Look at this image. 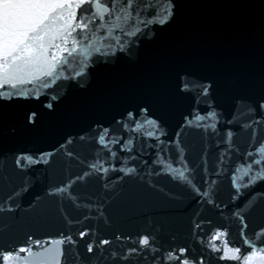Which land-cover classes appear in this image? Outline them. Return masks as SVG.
Masks as SVG:
<instances>
[{"label": "water", "instance_id": "water-1", "mask_svg": "<svg viewBox=\"0 0 264 264\" xmlns=\"http://www.w3.org/2000/svg\"><path fill=\"white\" fill-rule=\"evenodd\" d=\"M171 4L170 19L144 29L135 38L138 43L127 51L95 59L80 76L65 71L69 78L61 77L48 88L39 87L40 82L19 85L26 95L0 98V203L5 196L17 193L0 207V247L25 246L29 238L57 239L62 233L76 239L81 228L91 225L97 238L152 233L157 244L187 246L197 256L203 255L205 264H239L219 260L220 253L204 246L209 229L205 227L198 239L192 224L197 219L211 220L213 228L227 232L216 243L226 239L227 247H240L243 255L240 223L233 212L241 211L249 237L264 227V200L245 206L253 193L264 192V183L233 201L228 178L222 177L214 193L216 204L227 206L221 213L212 205L199 203L168 176L150 174L155 150L148 148L142 159H147L149 166L138 158L128 164L136 167L133 174L110 172L107 179L93 176L78 185L76 191L84 197L81 202L91 201V209L77 210L50 194L70 175L85 170L77 161L91 159L99 126L126 135L117 122L127 121L130 112L143 120V108L165 133L161 140L179 136L185 158L191 163H198L205 153L209 162L213 161L226 147L229 131L234 145L231 160L242 159L248 150L252 129L244 126L253 120L264 121L258 108L264 102V0H171ZM34 87H39L38 98ZM205 87L207 94H202ZM213 109L217 114L215 133L197 127L194 119L196 113L205 115ZM32 113L34 120L29 119ZM261 138L264 123L257 126V140ZM145 140L155 143L143 137L136 146ZM49 153L47 163L23 169L14 164L21 155L36 158ZM126 155L118 152L120 157ZM115 163L121 166L119 160ZM9 205L12 211L7 210ZM97 206L102 208V216ZM85 212L89 220L69 223ZM85 240L65 245L62 261L98 264V257L85 252ZM104 257H108L107 252Z\"/></svg>", "mask_w": 264, "mask_h": 264}, {"label": "snow or ice", "instance_id": "snow-or-ice-1", "mask_svg": "<svg viewBox=\"0 0 264 264\" xmlns=\"http://www.w3.org/2000/svg\"><path fill=\"white\" fill-rule=\"evenodd\" d=\"M171 0H0V98L11 99L14 96L26 95L19 85L36 84L48 88L68 71L73 77L80 76L97 58H107L117 51H127L144 29L152 24L167 22L171 17ZM66 53V55H65ZM47 78V79H45ZM39 87H34L33 93L39 97ZM187 88V85L184 86ZM208 89H202L207 94ZM55 99V97H53ZM48 108L52 105L49 103ZM264 113V102L258 104ZM143 120L137 119L133 113L127 114V121L117 123L126 135L111 128L99 126L94 137V145L90 153L91 159L78 160L84 171L70 175L50 194L57 195L77 210L93 204L81 201L84 197L76 191L78 185L88 178L96 176L107 179L110 172H121L130 175L136 172V167H129L131 161L140 159V163L149 166L147 159H142L145 150L152 148L155 154L151 159L150 174L166 175L178 186L190 191L199 203L209 204L223 212V207L217 205L214 193L221 178L227 176L233 189V201L245 195L246 191L264 183V138L257 140V126L264 121L253 120L244 127L251 128V141L242 159L231 160L230 153L234 149L231 142L233 133H226V147L220 149L215 159L209 162L207 154H202L198 163H191L185 158V150L179 136L173 140L164 141L165 135L159 123L147 116V108L140 110ZM254 112L255 109H249ZM35 119V113L29 117ZM197 127L207 132H216L217 114L210 110L205 115L195 114ZM201 121L209 123L201 124ZM191 124L192 121H186ZM155 140L150 144L136 146L141 138ZM83 139V138H81ZM119 145L118 149L114 146ZM118 152L128 155L118 156ZM51 154H41L34 158L21 155L14 160L18 169L37 163H47ZM70 157L71 152L67 153ZM237 155L239 153L237 150ZM119 160L120 167L115 161ZM122 178V177H120ZM109 185H104L107 188ZM13 192L4 197L0 207L8 204ZM257 200H264V192L253 193L245 202L251 207ZM239 207V206H237ZM8 211H12L9 205ZM97 212L102 216V208L97 206ZM240 223L239 234L245 253L241 255L240 247H227L225 239L217 244L221 236H226V230L212 227V221L197 219L192 224L193 234L209 229L206 248L220 253L219 260L238 261L239 264H264V227L253 232L252 237L246 235L248 227L241 211L233 212ZM87 212L76 221H87ZM88 238L85 240V238ZM78 240H85V252L98 257V264H205L203 255L197 256L187 246L164 247L156 243L152 233H141L136 236L115 234L110 238L96 236V230L91 225L81 228L76 239L72 234L63 233L57 239L29 240L25 246L5 250L0 247V264H68L64 259V246H75ZM259 241V246L257 245ZM117 247L114 249L113 245ZM108 257H104V253ZM71 253V248H69ZM231 253V255H229ZM23 254V255H21ZM91 259V258H90Z\"/></svg>", "mask_w": 264, "mask_h": 264}]
</instances>
